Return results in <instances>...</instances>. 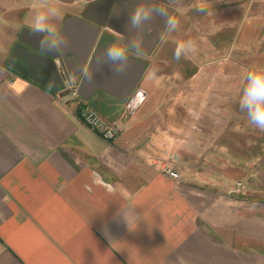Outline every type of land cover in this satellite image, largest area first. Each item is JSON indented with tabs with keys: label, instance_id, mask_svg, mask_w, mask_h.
<instances>
[{
	"label": "crops",
	"instance_id": "crops-1",
	"mask_svg": "<svg viewBox=\"0 0 264 264\" xmlns=\"http://www.w3.org/2000/svg\"><path fill=\"white\" fill-rule=\"evenodd\" d=\"M56 3L81 99L121 131L105 140L83 121L82 104L43 50L53 45L31 27L32 0H0V264H264V142L256 166L229 181L189 176L188 159L172 162L178 177L154 164L169 160L174 145L157 135V110L142 108L147 55L128 50L131 62L115 64L112 80L101 65L86 81L97 56L107 59L108 44L124 41L108 28L118 0ZM139 4L128 0L126 9ZM96 28L79 73L71 53H81ZM140 63L145 71L129 93ZM106 82L117 85L113 92ZM139 91L143 98L132 106Z\"/></svg>",
	"mask_w": 264,
	"mask_h": 264
},
{
	"label": "rangeland",
	"instance_id": "rangeland-1",
	"mask_svg": "<svg viewBox=\"0 0 264 264\" xmlns=\"http://www.w3.org/2000/svg\"><path fill=\"white\" fill-rule=\"evenodd\" d=\"M169 1L178 27L143 57L142 108L157 110V135L174 145L170 162L188 159L186 172L209 174L206 183L229 181L255 167L263 149L264 131L249 122L239 98L247 70L264 65V0ZM189 39L195 51L177 60V43Z\"/></svg>",
	"mask_w": 264,
	"mask_h": 264
},
{
	"label": "clouds",
	"instance_id": "clouds-1",
	"mask_svg": "<svg viewBox=\"0 0 264 264\" xmlns=\"http://www.w3.org/2000/svg\"><path fill=\"white\" fill-rule=\"evenodd\" d=\"M32 8L35 10L32 17L31 27L42 35V41L48 45H56L61 40L57 29L58 21L61 18V10L57 6L56 0H32ZM204 11V7L198 8ZM157 15L156 9L152 3L141 4L134 8L130 13L131 28L126 40L127 47L110 46L106 50V57L117 63L127 61L128 49L140 52L145 45V29L150 24L151 18ZM178 27V21L171 15L167 18L166 28L169 31H175ZM196 49V41L189 39L179 41L175 48L174 57L179 60L182 56H188ZM245 85L239 98V106L247 114L249 122L264 131V65H255L247 70L245 76ZM120 219L130 226L129 215L120 209Z\"/></svg>",
	"mask_w": 264,
	"mask_h": 264
},
{
	"label": "water",
	"instance_id": "water-1",
	"mask_svg": "<svg viewBox=\"0 0 264 264\" xmlns=\"http://www.w3.org/2000/svg\"><path fill=\"white\" fill-rule=\"evenodd\" d=\"M126 1L128 0H118L116 8L113 10V13L109 19L108 22V28H111L113 30H116L120 34L124 36V41L123 44L127 46L126 40L129 36V31L131 28V21L129 19H122L121 17L124 16L126 13L130 17V11L128 12L126 9ZM141 4H147V3H152L153 7L157 11V15L153 16L151 18L150 24L146 27L144 35H145V45L142 51L139 53L150 56L153 54L155 51L156 47L158 46L159 41L161 38L164 36L167 28V18L169 15L175 16L176 9L160 0H136ZM134 8V7H133ZM69 23V22H68ZM151 27H155L153 32L148 35L147 32ZM64 30H66V27H64ZM96 33H94V36L89 40L88 43L84 46V49L82 50L81 53H71V54H77V60L81 63L82 69L79 73H81L90 57L92 54V51L94 49V46L96 44L97 38L101 33V28H96L95 30ZM64 41V34L61 37V42ZM110 46L115 47L114 43L108 44V48ZM48 55H50L55 61L53 62V67H51V70L54 71L57 75H59L63 81V87L68 88L69 85L72 84L73 80L75 79L77 74H69V68L68 64L71 61L70 58H68V54L70 53L69 51L65 50L64 47L62 46V43L59 42L58 45L56 43H53V48H44L43 49ZM135 51V50H134ZM137 52V51H136ZM127 62H131V59L127 57ZM118 64L114 60L106 59L105 61L101 62L100 61V54L97 56V58L94 60L92 66L89 68L86 81H90L97 73V71L100 69L101 65L104 67V79L106 81L112 80L111 74L114 73V65ZM100 66V67H99ZM145 64L140 63L139 64V71H138V78H134L133 80L130 81L129 83V90L128 92L131 93L132 90L136 87V85L140 82L143 73L145 71ZM108 85V89L113 92V89L117 87V85H114L113 82H106ZM78 92L80 94V89H78ZM126 100V99H124Z\"/></svg>",
	"mask_w": 264,
	"mask_h": 264
},
{
	"label": "built area",
	"instance_id": "built-area-1",
	"mask_svg": "<svg viewBox=\"0 0 264 264\" xmlns=\"http://www.w3.org/2000/svg\"><path fill=\"white\" fill-rule=\"evenodd\" d=\"M68 88L71 90L72 97H74V99H77L79 103L82 104L81 118L87 124V126L105 140H114L121 131L120 125L116 122L108 120L98 110L93 107L87 106L83 102L78 92V84L76 82V79L73 80L72 84L69 85ZM142 98L143 93L140 91L137 92L136 98L132 101V106H136ZM153 162L154 164H160L161 167L169 172L172 176H179V173L173 169L172 162H170L169 160L160 163L157 159H155ZM238 185L241 186L242 183L239 182Z\"/></svg>",
	"mask_w": 264,
	"mask_h": 264
},
{
	"label": "flooded vegetation",
	"instance_id": "flooded-vegetation-1",
	"mask_svg": "<svg viewBox=\"0 0 264 264\" xmlns=\"http://www.w3.org/2000/svg\"><path fill=\"white\" fill-rule=\"evenodd\" d=\"M116 42H117V40H116ZM119 43V45H121L122 47H127V46H125L124 44H123V42L122 41H120V42H118ZM128 50H131V51H133V52H136V51H134V50H132V49H128ZM137 53V52H136ZM144 56V55H143Z\"/></svg>",
	"mask_w": 264,
	"mask_h": 264
}]
</instances>
